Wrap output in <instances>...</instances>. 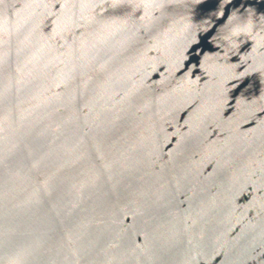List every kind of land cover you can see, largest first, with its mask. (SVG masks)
Segmentation results:
<instances>
[{
	"label": "water",
	"instance_id": "water-1",
	"mask_svg": "<svg viewBox=\"0 0 264 264\" xmlns=\"http://www.w3.org/2000/svg\"><path fill=\"white\" fill-rule=\"evenodd\" d=\"M0 264H264V0H0Z\"/></svg>",
	"mask_w": 264,
	"mask_h": 264
}]
</instances>
